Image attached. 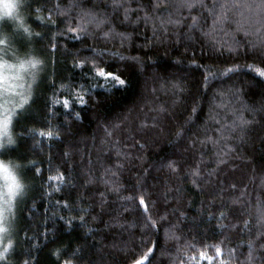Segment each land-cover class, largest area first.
I'll return each instance as SVG.
<instances>
[{
	"label": "trees",
	"instance_id": "obj_1",
	"mask_svg": "<svg viewBox=\"0 0 264 264\" xmlns=\"http://www.w3.org/2000/svg\"><path fill=\"white\" fill-rule=\"evenodd\" d=\"M10 1L0 40L27 111L0 154L24 185L0 264H264V0Z\"/></svg>",
	"mask_w": 264,
	"mask_h": 264
},
{
	"label": "snow or ice",
	"instance_id": "obj_2",
	"mask_svg": "<svg viewBox=\"0 0 264 264\" xmlns=\"http://www.w3.org/2000/svg\"><path fill=\"white\" fill-rule=\"evenodd\" d=\"M121 6L122 5L119 4L118 0H116L114 7H121ZM195 6H197L195 3L187 2V0H185V2L181 4V7H187L189 9H191ZM245 6L250 7V5H245ZM262 6H264V2H262L261 5H258V7H262ZM18 7H20L18 2H4L3 3V16L7 17V18H15V10ZM24 7H26V8L33 7L32 0H28V2L25 3ZM233 7H240V5L234 4ZM34 10L37 13L48 10L46 8V0H42L41 3H37L35 5ZM125 12L127 13V8L125 9ZM90 14H91L90 12H85V15H90ZM36 19H37V21H40L41 23H43L44 17L37 15ZM193 19L195 22V18H193ZM221 19H226V17L223 16V14H222ZM89 22H92V21H89ZM103 22L104 21H100L99 23H103ZM169 22H173V21H169ZM99 23H97V27L99 26ZM8 27L9 26L7 24L0 25V28L6 29ZM78 28L82 32L86 31V26L78 25ZM70 30L75 31V29H70ZM24 32L28 33L29 37H32V35H33L29 31L28 28H24ZM13 36H14V42L20 43L23 46H27V44H31L34 42L32 39L24 41L22 38H17L15 33H13ZM35 36L37 38H41L40 33H35ZM75 38L79 39L80 37L77 36ZM6 39H7V37H5V40ZM3 43H5V41L0 40V44H3ZM52 47L54 49L55 45H52ZM25 63L30 64L33 69H37V72H34L31 74V83H29L27 85L28 93L30 94L32 91V85L36 83L37 75H38V72L40 70L39 65L42 64V61L39 59H30L26 62H21L20 67L24 68ZM82 65H83V61H78L77 63L74 64V67H82ZM93 70L95 71L96 76H98L100 78H104V79L112 78V79L118 80L121 85L125 84V81L123 79H120V77L115 76L112 72L105 71L104 68H94ZM259 75L264 76V71L259 72ZM3 84H4V77L2 74H0V100L4 99V97L2 95V93L4 91ZM21 95H23V94L21 93ZM78 99L80 100L81 103H84L83 97H78ZM24 102L27 103V100L25 99ZM55 103H59V101H56ZM30 107L31 106L29 105V108ZM64 107L66 109L70 107V102L68 100H64ZM26 111H27V109H24V108H21L19 111H14L12 108L3 109V106L0 105V125H2L3 128L6 130L8 124L12 122L13 118L18 119L19 117L23 116ZM237 120L239 121V125H237L236 122L234 121L233 130H235V127H237V126L241 127V130H243V126L250 123L249 121L244 120L243 116L237 117ZM39 135L43 138H52L53 137V133L51 131H49L47 133L41 131L39 133ZM56 138H58V136ZM12 144H14V140L12 139L11 136H8L6 143H0V154H2V152L4 150H6L7 145H12ZM15 167H17V166L13 165L10 168L8 164H5L3 161H0V173L3 174L2 178L5 182V189H6V191L3 193L4 199L11 200V199H14L18 194L19 195L23 194L24 185L18 180L17 175L15 174V171H14ZM39 171H40L39 168H36L37 174H39ZM61 178H62V174H60L57 177H52V176L48 177L49 180H59ZM129 199H131V197H129ZM139 204L141 206H144L145 212H147V210H148L147 205L145 204V200L143 197L140 198ZM64 207H68V204L66 203L64 205ZM261 215H262V217H264V210H262ZM61 219H63V218L61 217ZM149 219H151V218L149 217ZM81 221L83 222V217H81ZM152 226L153 227L155 226V221H152ZM8 231H9L8 228L0 227V233H7ZM0 238H2V237H0ZM10 248H11V241H9V243L3 247V250L0 251V261H3L6 259V255L9 252ZM250 248H251V245H250ZM148 251L151 252L152 249L150 248ZM216 254H217V256L221 255V249L219 246L216 247ZM200 258H201V260L207 259L209 261H211V259H212V257L205 256L204 253L200 254ZM146 259H148L147 254L141 256L138 259H134L133 264H144V260H146ZM25 264H27V261H25ZM149 264H150V262H149ZM221 264H223V261H221Z\"/></svg>",
	"mask_w": 264,
	"mask_h": 264
},
{
	"label": "rangeland",
	"instance_id": "obj_3",
	"mask_svg": "<svg viewBox=\"0 0 264 264\" xmlns=\"http://www.w3.org/2000/svg\"><path fill=\"white\" fill-rule=\"evenodd\" d=\"M4 2H11V1L10 0H0V25L2 24L1 21L7 18L3 16V3ZM0 35H1V32H0ZM4 46H5V43L0 44V60H1L0 61V74H2L4 77V84H3L4 91L2 93L4 99L0 100V105L3 106V109H8V108H11L13 101L16 100V98L19 97L21 93H24L25 77H23V75L17 76V74L15 73V69L12 66L10 54L8 53L3 54L4 53L3 48H5ZM6 135H7V129L5 130L3 126L0 125V143H3ZM2 175L3 174L0 173V227L6 228L7 221H6L5 212H7V210L9 211L11 210V200L3 198V193L6 191V189H5V182L2 178ZM3 234L4 233H0V236H3Z\"/></svg>",
	"mask_w": 264,
	"mask_h": 264
},
{
	"label": "clouds",
	"instance_id": "obj_4",
	"mask_svg": "<svg viewBox=\"0 0 264 264\" xmlns=\"http://www.w3.org/2000/svg\"><path fill=\"white\" fill-rule=\"evenodd\" d=\"M5 164H8V162H4Z\"/></svg>",
	"mask_w": 264,
	"mask_h": 264
}]
</instances>
